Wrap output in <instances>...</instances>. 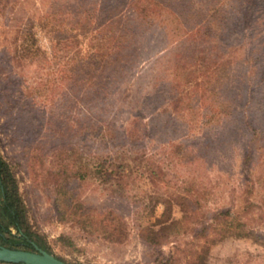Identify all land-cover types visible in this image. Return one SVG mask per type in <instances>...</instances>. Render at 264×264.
Instances as JSON below:
<instances>
[{"label": "trees", "instance_id": "1", "mask_svg": "<svg viewBox=\"0 0 264 264\" xmlns=\"http://www.w3.org/2000/svg\"><path fill=\"white\" fill-rule=\"evenodd\" d=\"M39 4L43 11L26 17L18 39L6 34L2 4L0 41L16 61L19 108L33 112L38 140L23 146L22 158L55 219L124 241L127 223L117 208L80 199L97 181L133 206L129 216L145 242L187 232L202 239L185 264H206V243L226 238L264 247V0ZM34 24L47 35L50 58ZM1 65L6 92L11 81ZM159 198L162 211L150 220ZM212 199L221 204L206 208ZM23 212L14 172L0 156V221L27 227ZM30 242L81 264L40 238L11 239L0 226V245L32 250Z\"/></svg>", "mask_w": 264, "mask_h": 264}, {"label": "rangeland", "instance_id": "2", "mask_svg": "<svg viewBox=\"0 0 264 264\" xmlns=\"http://www.w3.org/2000/svg\"><path fill=\"white\" fill-rule=\"evenodd\" d=\"M47 0H42V2ZM4 5V14L8 16L6 34L12 39L13 34L18 36L25 27L26 17L33 16L35 12H41L39 0H0V6ZM34 6L36 10H34ZM3 19L0 17V21ZM33 36L37 45L41 48L46 57L50 58L51 50L47 35L36 24L33 25ZM20 32V33H19ZM6 39L0 41V60L2 62L3 74H8L11 81L10 88L5 92L0 85V156L6 160L14 172L17 180L18 191L24 205L23 215L28 230L38 234L45 242L52 253L68 262H80L81 264H185L191 253L201 244L202 239H193L190 232L167 237H159V242L152 245L145 242L137 233L135 223L129 214L133 209L127 202L116 200L107 196L103 187L94 181L85 187L80 199L95 208L104 206L117 208L127 223V238L122 242H109L101 237L85 234L76 225L58 221L53 216V211L47 192L41 189L36 181H33L32 173L23 157V146L26 143H34L37 134L34 126V118L25 108H19V93L13 92L12 79L17 78V69L5 52ZM19 40H16V44ZM9 56L13 45L10 43ZM31 68H23L24 73H30ZM1 81V79H0ZM35 82L31 86H34ZM30 87L24 92L29 96ZM62 102V101H58ZM25 103V102H24ZM191 102L189 105H192ZM195 106V105H194ZM183 105L184 112L191 113L195 108ZM27 107V106H26ZM33 107L30 105V108ZM29 108V107H28ZM61 105L56 112L62 113ZM30 109L29 111H31ZM183 126L179 124V131ZM239 191V189H236ZM218 193V192H217ZM226 198H228L225 195ZM221 200L212 199L206 203V208L221 204ZM162 211L160 198L157 200L150 220L157 217ZM209 220V219H208ZM66 237L72 244L60 245L57 238ZM209 238V235L208 237ZM3 246V245H2ZM205 263L206 264H264V247L252 243L249 239L226 238L215 243H206Z\"/></svg>", "mask_w": 264, "mask_h": 264}, {"label": "water", "instance_id": "3", "mask_svg": "<svg viewBox=\"0 0 264 264\" xmlns=\"http://www.w3.org/2000/svg\"><path fill=\"white\" fill-rule=\"evenodd\" d=\"M32 250L17 249L0 245V261L14 264H66L33 242Z\"/></svg>", "mask_w": 264, "mask_h": 264}, {"label": "bare ground", "instance_id": "4", "mask_svg": "<svg viewBox=\"0 0 264 264\" xmlns=\"http://www.w3.org/2000/svg\"><path fill=\"white\" fill-rule=\"evenodd\" d=\"M0 226L3 227L6 232H7V236L10 237L11 239H14L18 236H24L26 238H29V239H37V238H40L38 236V234H29V230L27 227H20V228H17L16 225H13V224H8L6 220H2L0 221Z\"/></svg>", "mask_w": 264, "mask_h": 264}]
</instances>
